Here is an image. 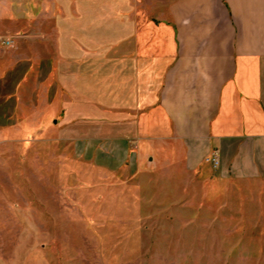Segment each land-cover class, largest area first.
I'll list each match as a JSON object with an SVG mask.
<instances>
[{
    "label": "crops",
    "instance_id": "0c3cea01",
    "mask_svg": "<svg viewBox=\"0 0 264 264\" xmlns=\"http://www.w3.org/2000/svg\"><path fill=\"white\" fill-rule=\"evenodd\" d=\"M1 36L40 77L32 107L88 108L106 123L121 109L119 129L83 137L111 140L92 161L131 176L132 219L141 205L171 215L182 176L264 183V0H0ZM158 180L164 193L144 189Z\"/></svg>",
    "mask_w": 264,
    "mask_h": 264
},
{
    "label": "rangeland",
    "instance_id": "374dc122",
    "mask_svg": "<svg viewBox=\"0 0 264 264\" xmlns=\"http://www.w3.org/2000/svg\"><path fill=\"white\" fill-rule=\"evenodd\" d=\"M14 47L0 45V264H264V183L217 181L213 170L203 182L182 176L174 189L186 198L171 215L151 218L141 205L132 219L122 205L131 176L92 161L111 140L83 137L119 129L121 109L106 123L88 108L78 118L68 107H32L40 77L4 54ZM148 185L164 193L163 182Z\"/></svg>",
    "mask_w": 264,
    "mask_h": 264
},
{
    "label": "built area",
    "instance_id": "2783aa9c",
    "mask_svg": "<svg viewBox=\"0 0 264 264\" xmlns=\"http://www.w3.org/2000/svg\"><path fill=\"white\" fill-rule=\"evenodd\" d=\"M15 42L10 38L0 39V45L4 48H12L14 47ZM206 161L212 166L213 169H217L219 166L218 156L213 154L211 157L206 159Z\"/></svg>",
    "mask_w": 264,
    "mask_h": 264
}]
</instances>
